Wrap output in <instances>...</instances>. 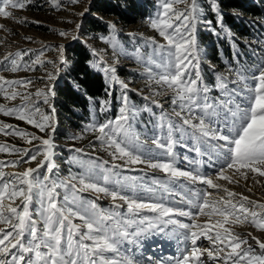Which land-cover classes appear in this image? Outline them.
<instances>
[{"label":"snow or ice","instance_id":"1","mask_svg":"<svg viewBox=\"0 0 264 264\" xmlns=\"http://www.w3.org/2000/svg\"><path fill=\"white\" fill-rule=\"evenodd\" d=\"M32 2L0 0V16L10 18L13 14L7 9L24 10ZM80 2L68 0L70 4ZM207 3L216 15L215 26L199 0H159L158 10L149 18L157 36L140 38L137 44L135 34L128 33L135 45L131 51L124 50L114 32L96 37L108 46L106 51L112 52L116 64L122 53L142 66L149 94L130 87L114 63L92 50L95 59L89 60V67L102 75L107 97H89L98 106L93 112H110L114 100L119 108L115 119H93L85 131L95 134L110 160L73 146L67 149L73 155L64 161L69 166L64 177L56 161L54 100L55 81L70 63L67 49L55 46L56 60L41 59L49 50L46 46L9 54L6 62H0L4 64L0 71L12 73L35 71L45 64L56 69L41 78L48 81L43 89L11 91L5 99L19 97L20 104L0 109L40 133L0 124L5 135H17L31 145H0V153L18 157L0 161V264H141L142 260L154 264L135 254L145 246L162 248L171 240L180 247L179 255L168 264H264V202L227 186L240 185L243 180L246 191L252 193L247 181L251 178L261 185L264 180V60L242 64L233 43V62L226 65V71L207 63L198 44V28L216 36L225 31L220 0ZM122 6L140 7L135 0H124ZM55 7L60 8V3ZM75 15L92 13L85 9ZM95 19L115 29L103 17ZM81 26L77 23L74 31L79 33ZM71 39L88 47L80 34ZM203 63L213 75L211 83L206 82ZM0 81L25 89L33 83L6 81L2 76ZM129 93L140 95L146 103L137 106ZM165 95L171 111L159 99ZM142 114L149 117L147 122L140 120ZM138 121L145 129L143 137L135 127ZM178 146L185 149L183 157L176 151ZM91 147L95 150V144ZM181 160L186 167L179 166ZM34 161L35 167L5 171ZM134 171L141 174L124 175ZM101 194L110 198L108 208L98 204ZM200 217H205L203 222ZM237 225H248L261 235L236 231Z\"/></svg>","mask_w":264,"mask_h":264},{"label":"rangeland","instance_id":"2","mask_svg":"<svg viewBox=\"0 0 264 264\" xmlns=\"http://www.w3.org/2000/svg\"><path fill=\"white\" fill-rule=\"evenodd\" d=\"M101 0H81L79 4H70L68 0H33L32 4L29 5L26 9H7L8 11L12 12V17H3L0 16V25L4 27L0 29V62H6L5 57L9 54L16 53L23 51L24 49H34L40 50L45 48L46 46L49 47V50L45 52L44 56L41 59L44 60H56L58 57V53L55 50V46L63 45L67 49V56L69 57L70 63L72 62V55L71 52L78 46H83L87 50H89L92 54V50H96L99 52L105 60L110 63H114L117 67L118 74L121 79L126 81H130V87L133 89L143 92L144 95L149 94V90L145 88L146 80L141 75L143 72L142 66L137 63L136 61L127 58L122 53L119 55V62L118 64L115 63V58L113 57L112 52L106 51L108 48L107 45L101 43L99 40L96 39L99 35H108L110 32H114L117 34L118 40L124 45L125 51H131L135 45L132 44L128 33H133L137 37L136 43H140V38H149L153 36H157L155 30H153L149 26V18L154 15V13L158 10L159 0H135V3L140 6L142 14L135 19V22L130 25H124L120 18L117 15L104 13L101 9H98V4ZM59 2L61 7H55V3ZM200 4L204 7L205 11L207 12V19L216 20V15L214 12H211L208 7L207 0H199ZM246 3H253L260 6L263 14L261 19H259V32L262 34L263 39L258 40V36L255 37L251 36H240L237 35L238 42L243 45V47L239 50V55L242 57L241 63L244 65H251L256 63L260 60H264V0H246ZM176 7L181 8L182 5H176ZM221 8V7H220ZM85 9H90L92 15H85V17H79L75 15V13H79L84 11ZM222 11V9H221ZM227 11H222V13H226ZM230 13V12H227ZM243 13V12H242ZM237 11L231 12L232 18L235 21L241 20H251L250 15L242 14ZM100 16L103 17L104 21L107 24H114L115 29L110 30L106 28V25L100 24L95 17ZM26 19L27 21H38L39 23H20L19 21ZM77 23H80L82 26L79 30V33L74 31L76 29ZM216 25V22L213 23V26ZM68 32L69 36L61 37L58 35L59 32ZM231 32V36L235 35L230 28L225 26V31L221 32V35L216 36L213 35L208 30L201 31L198 28L197 37H198V44L204 52V59L207 63H211L215 66L217 71H226V67H224L217 57L213 55L216 43L223 42L224 34L228 36V32ZM80 34L82 36V40L87 42L88 47H85L83 43L76 42L71 39L72 35ZM230 36V37H231ZM26 37H30L31 40L25 39ZM235 39V38H234ZM233 39V40H234ZM235 41V40H234ZM143 51V50H142ZM93 56V54H92ZM95 59V56H93ZM207 63H203L201 67L207 68ZM4 64L0 63V67H3ZM69 66L67 68H62L60 70V77L55 81V85L60 84V82L65 79L69 78ZM56 69L51 64H45L43 68H37L35 71H18L12 73L10 71H0V76L4 77L6 81H16V80H31L33 83L28 85L27 89L17 86L15 88L10 87L9 85L5 84L4 81H0V88H3L4 91L0 92V109H9L16 107L20 104V98L17 97L15 100L5 99L6 94H10L11 91L17 92H24V91H31L35 92L37 89H43L45 84L48 83L46 79H41L42 77H46V73L55 72ZM211 83L212 81H206ZM118 95V92H115ZM130 98L137 106H143L146 101L140 95H136L135 93H129ZM161 102L164 103V108L167 111H171L169 108V104L167 103L169 97L167 95L160 97ZM57 102V93L54 100L55 106ZM154 111L159 112V109H155ZM118 115V114H117ZM149 117L147 114H142L140 117L141 121L147 122ZM56 120H57V132L55 135V143L58 145L56 151L59 155L56 157V161L60 164V173L61 177L68 175L69 167L65 164V160L60 157L62 153H65L63 147L65 145L75 146L84 148L86 153L91 155L100 156L103 159L110 160L108 152L101 148L99 141L96 140L95 134L93 138L91 137L93 133H88L85 130L83 133L80 131H72L73 136H79L81 139L73 140H63L61 139V135L64 134L66 131L69 132L67 128L60 123L57 107H56ZM0 124H12L14 126H18L20 129L29 131V132H37L38 131L25 123L24 121H20L15 119L11 116H6L3 114V111L0 110ZM136 130L141 133L142 137L145 134V129L143 124L139 121L135 125ZM64 131V133H63ZM91 142V145L95 144V149L98 151H91V149L83 147V143ZM34 143H39L35 142ZM9 145V146H16L19 148H30L31 145L27 144V142L21 139L17 135H5L3 131H0V145ZM176 151L183 157L185 154V149L181 146L176 148ZM16 155L5 153H0V161H7L17 159ZM36 162H32L28 165H21L19 168H6L5 171H23L27 167H35ZM181 167H186L181 160L180 165ZM142 167V166H138ZM41 174L43 173V169L40 170ZM140 171L134 172H124V175L129 176H137L140 175ZM247 184L253 188V193L256 199L260 202H264V180H262L261 185H256L253 183L252 179L250 178L247 181ZM244 181L241 180L240 185H230L236 189H241L242 193L245 195L246 188L244 186ZM84 195H88L92 197L91 193H85ZM258 195V196H257ZM101 199L98 200V204L102 208H108L111 204L110 198L103 197L101 194ZM263 200V201H262ZM205 219V217H202ZM78 222V221H77ZM236 231L240 232H247L252 231L253 234L261 235L257 233L254 229H252L248 225L236 226ZM261 239H264V235H261ZM208 245V242L204 243V245ZM146 256V255H145Z\"/></svg>","mask_w":264,"mask_h":264},{"label":"trees","instance_id":"3","mask_svg":"<svg viewBox=\"0 0 264 264\" xmlns=\"http://www.w3.org/2000/svg\"><path fill=\"white\" fill-rule=\"evenodd\" d=\"M245 1L246 0H220L222 11L230 12L223 13V25L230 28V30L235 33V35L229 36V38L224 34L223 42H218L213 47V55L217 57L216 59H218L220 64L224 67H226L228 63L233 62V43L236 46L235 50H238V52L243 47L237 40L238 34H240V36L244 35L251 37L257 35L258 40L263 39L262 34L259 32V19H261L263 11L259 5L246 3ZM123 3L124 0H101L98 4V9H101L104 13L117 15L124 25L133 24L135 19L142 14L141 9L140 7L136 9L125 8L122 6ZM235 11L250 15L251 20H241L233 23L234 19L232 18L231 12L233 13ZM215 22L216 20L214 19L213 23ZM71 55L73 58L69 66L70 77L63 79L56 88L58 117L64 128L69 130V132L66 131L65 133L63 131L64 134L61 135V139L63 140L71 139L73 136L71 130L83 133L87 125L92 122L93 119L100 122L107 119H115L118 114L117 109L119 108V104L114 100L110 112H93V109L98 106L90 101L89 97L93 98V100L107 98L104 92V80L100 73L95 72L89 67V60H94L89 50L83 46H78L72 50ZM202 71L206 81H213V75L207 68L202 67ZM113 95L115 96L116 94L114 93ZM93 136L94 134L91 137L93 138ZM83 147L89 148L91 151H98V149L93 150L91 142H86V144L83 143ZM69 155L70 156L65 160L70 158L73 154ZM73 171L79 170L73 169Z\"/></svg>","mask_w":264,"mask_h":264},{"label":"bare ground","instance_id":"4","mask_svg":"<svg viewBox=\"0 0 264 264\" xmlns=\"http://www.w3.org/2000/svg\"><path fill=\"white\" fill-rule=\"evenodd\" d=\"M15 172V171H13ZM221 183H227L225 181H221ZM228 187H230L232 190L237 191V192H241V189H236L230 185H227ZM243 186V185H242ZM246 190V189H245ZM245 195H248L251 199H256L254 193H249V192H245ZM258 196V195H257ZM263 201V200H262ZM184 220V222H188L186 218H181ZM200 222H203L204 219L202 217L199 218ZM257 235V234H254ZM207 241H203V243H206ZM204 246H208L207 244ZM180 245L176 242V240H171L166 242L162 248H154L149 250L147 246L144 247V249L141 252H137L136 258H142V257H148L150 258L154 264H168V262L170 260H172L175 256L179 255V249ZM141 264H147L146 260H142Z\"/></svg>","mask_w":264,"mask_h":264},{"label":"built area","instance_id":"5","mask_svg":"<svg viewBox=\"0 0 264 264\" xmlns=\"http://www.w3.org/2000/svg\"><path fill=\"white\" fill-rule=\"evenodd\" d=\"M71 147H73V146L65 145V146L63 147L65 153H62V154L60 155V157H61L62 159L65 160L67 157L70 156L69 154H72L71 152H69V151L67 150L68 148H71Z\"/></svg>","mask_w":264,"mask_h":264}]
</instances>
